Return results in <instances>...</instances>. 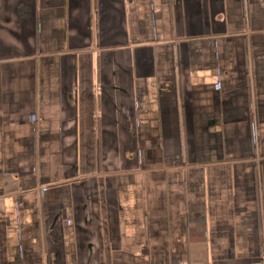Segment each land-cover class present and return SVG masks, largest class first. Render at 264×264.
<instances>
[{
    "label": "crops",
    "instance_id": "crops-1",
    "mask_svg": "<svg viewBox=\"0 0 264 264\" xmlns=\"http://www.w3.org/2000/svg\"><path fill=\"white\" fill-rule=\"evenodd\" d=\"M264 0H0V264H260Z\"/></svg>",
    "mask_w": 264,
    "mask_h": 264
},
{
    "label": "built area",
    "instance_id": "built-area-1",
    "mask_svg": "<svg viewBox=\"0 0 264 264\" xmlns=\"http://www.w3.org/2000/svg\"><path fill=\"white\" fill-rule=\"evenodd\" d=\"M260 264H264V260H263V262H262V263H260Z\"/></svg>",
    "mask_w": 264,
    "mask_h": 264
}]
</instances>
